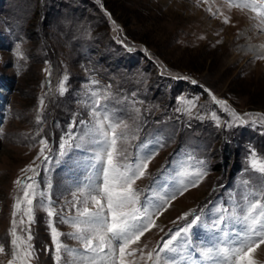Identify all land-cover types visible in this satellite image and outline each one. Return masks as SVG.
<instances>
[{
  "label": "rangeland",
  "instance_id": "374dc122",
  "mask_svg": "<svg viewBox=\"0 0 264 264\" xmlns=\"http://www.w3.org/2000/svg\"><path fill=\"white\" fill-rule=\"evenodd\" d=\"M209 7L224 12L229 23L213 17ZM252 15L227 9L224 0H0V243L5 246L0 264L11 258L8 230L19 195L14 181L33 175L21 170L37 156L41 137L47 138L53 159L38 169L36 182L40 188L52 184L57 204L68 195L70 172L81 154L75 149L64 157L57 153L69 125L75 120L73 132H79V121L89 119L84 103L89 88L110 85L109 109L123 112L121 118L138 130L132 144L158 151L138 188L162 191L165 182L179 186L193 172H206L157 219L159 227L141 238V247L155 248L167 233L185 226L178 219L185 212L194 210L207 223L218 209L232 208L252 190L264 199V175L248 167L252 150L264 158V58H258L264 56L259 48L264 31L253 26ZM17 45L22 56L15 54ZM249 45L258 52L249 51ZM65 76L67 90L60 95ZM213 95L226 105L216 104ZM133 100L142 102L135 105L141 109L138 117ZM182 100L195 101L192 117L177 112ZM232 110L253 115L244 117L249 123L230 127ZM158 143L164 146L157 149ZM181 170L184 178L178 176ZM46 225V214L37 207L32 264H54V254L44 250L51 246ZM56 226L71 231L68 225ZM207 236L206 229L192 230L197 246ZM63 241L77 246L67 237ZM256 258L264 264V245ZM187 262L205 264L192 252Z\"/></svg>",
  "mask_w": 264,
  "mask_h": 264
},
{
  "label": "snow or ice",
  "instance_id": "6c2138e0",
  "mask_svg": "<svg viewBox=\"0 0 264 264\" xmlns=\"http://www.w3.org/2000/svg\"><path fill=\"white\" fill-rule=\"evenodd\" d=\"M203 2L207 4L208 0ZM224 6L254 14L251 19L257 23L253 26L264 31V0H224ZM207 11L213 17L221 18L224 24L229 23V17L219 9L213 11L209 7ZM247 47L249 51L258 52L254 46ZM260 47L264 48V45ZM15 54L22 56L20 45L16 46ZM44 71L51 75L50 69L45 68ZM66 80L65 76L59 83L60 95L67 90ZM90 84L99 85V81L92 80ZM108 88H89L86 91L84 103L89 119L79 121V132H73L77 128L74 120L68 132L61 137L58 157L68 155L72 149L81 154V159L75 162L74 170L70 172L72 183L68 195L61 203L57 204L52 199L50 182L45 188H40L36 182L38 169L53 159L46 137L39 139V151L33 162L21 170L33 175L26 174L14 181L19 195L12 204L8 230L11 258L7 264H32L37 257L32 243V225L37 207L47 217L51 246H46L44 250L54 254V264H188L190 252L202 258L205 264H259L257 253L264 245V199L255 190L243 194L232 208L218 209L216 216L207 223L194 210L185 212L178 217L186 221L185 226L167 233L168 239L162 238V242L152 249H148L147 245L140 246L141 238L159 227L157 219L177 196L183 195L190 187H197L206 172H193L191 179L182 180L179 186L175 181L165 182L160 186L162 191H153L151 187L138 188L137 181L148 174L149 164L158 151L146 152L139 145L132 144V141L138 140L135 135L138 130L121 118L123 112L109 109L111 95ZM212 100L218 105L227 103L214 95ZM138 103L142 102L132 101L137 117L141 112L139 107H135ZM182 103L184 106L177 112L192 117L193 109L197 107L195 101L182 100ZM39 104L43 107V97ZM230 115L233 120V124L229 125L231 127L249 123L244 117L253 114L241 115L232 110ZM36 122L42 123L40 115H37ZM163 146L162 143L156 145L157 149ZM248 167L264 175V158L258 157L252 150ZM178 176L184 178L185 174L181 170ZM243 184L247 188L249 182L244 181ZM189 216H192L191 220H188ZM57 223L68 225L71 231H60ZM196 228L206 229L208 234L206 241L199 246L193 243L192 230ZM64 237L75 241L77 246L65 244ZM0 253H5L3 243H0Z\"/></svg>",
  "mask_w": 264,
  "mask_h": 264
},
{
  "label": "bare ground",
  "instance_id": "6f19581e",
  "mask_svg": "<svg viewBox=\"0 0 264 264\" xmlns=\"http://www.w3.org/2000/svg\"><path fill=\"white\" fill-rule=\"evenodd\" d=\"M247 14H248V13H247ZM262 45H264V43H263ZM262 45H261V46H262ZM259 48H260L261 51L264 50V48H261V47H259ZM179 205H180V204H179ZM182 206H183V205H182Z\"/></svg>",
  "mask_w": 264,
  "mask_h": 264
},
{
  "label": "water",
  "instance_id": "95a60500",
  "mask_svg": "<svg viewBox=\"0 0 264 264\" xmlns=\"http://www.w3.org/2000/svg\"><path fill=\"white\" fill-rule=\"evenodd\" d=\"M201 88H202L203 90H206V91H208L206 87H202V86H201ZM208 92H209V91H208Z\"/></svg>",
  "mask_w": 264,
  "mask_h": 264
}]
</instances>
